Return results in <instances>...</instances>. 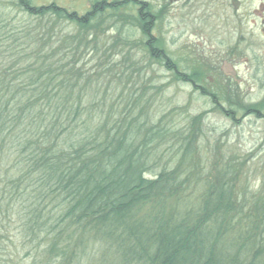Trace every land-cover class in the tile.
Listing matches in <instances>:
<instances>
[{"label": "trees", "instance_id": "trees-1", "mask_svg": "<svg viewBox=\"0 0 264 264\" xmlns=\"http://www.w3.org/2000/svg\"><path fill=\"white\" fill-rule=\"evenodd\" d=\"M12 2L30 20L9 27L7 18L0 19V30L22 34L13 64L0 69V161L6 148L14 155L0 213L21 202L26 230L43 235L44 264L78 262L91 240L101 241L104 255L118 264H264V195L240 182L233 158L217 152L204 169L197 143L203 115L183 127L170 126L167 115L157 122L143 94L112 86L108 99L107 86L94 84L76 64L75 50L88 38L64 26L69 22L83 32L109 16L121 24L129 17L135 27L120 35L124 47L139 44L133 39L138 30L149 58L177 69L153 35L159 17L153 6L95 0L80 15L56 2ZM136 5V14L123 11ZM39 28L46 36L55 28L59 46L45 41ZM175 76L212 97L231 120L239 107L264 118V98L244 105L227 86L199 84L206 80L199 69ZM159 161L164 163L153 173Z\"/></svg>", "mask_w": 264, "mask_h": 264}, {"label": "rangeland", "instance_id": "rangeland-1", "mask_svg": "<svg viewBox=\"0 0 264 264\" xmlns=\"http://www.w3.org/2000/svg\"><path fill=\"white\" fill-rule=\"evenodd\" d=\"M94 1L33 0L36 5L56 2L80 15L91 9ZM143 1L150 3L153 11L159 14L152 32L161 38L177 69L169 70L150 59L140 43L142 36L138 30L133 39L139 44L124 47L120 35H127L135 27L129 23V17L127 24H121L109 16L95 28L83 32L69 22L64 26L66 30L88 38L75 50L78 68L90 74L92 82H98L97 86H107L108 99L112 86L121 87L119 90L125 93L143 94L157 122L162 115H167L165 122L170 126L183 127L193 116L202 114L204 134L197 143L201 146L199 153L204 169L209 166L207 159H212L217 152L219 156L233 158L240 169V182L247 185L251 193L264 195V118L246 114L245 108L239 107L236 119L231 120L215 108L212 97L202 94L192 82L175 76L178 70L191 73L199 69L206 77L199 84L215 89L216 86H227L226 89L237 93L234 97L241 99L244 105L261 101L264 98V10L260 3L264 0ZM13 3L12 0H0V19L7 18L9 27L27 24L30 18ZM138 9L136 5L123 11L136 14ZM106 13L111 15L110 11ZM47 21L45 17L40 19L44 25ZM32 22L38 23V20L33 18ZM43 29L39 28V31L42 30L40 33L45 41L58 47L55 28L47 36ZM21 35L20 30L12 31L8 27L0 30V69L13 64L12 54L18 51L15 45L22 41ZM8 46L12 48L10 52ZM123 106L122 102L120 107ZM139 109L137 106L134 114ZM169 112L173 113L169 116ZM4 153L5 157L0 161V201L6 183L3 179L14 171L11 169L14 155H9L7 148ZM163 163L159 161L152 172L157 173ZM14 206L11 209V205L8 212L0 213V264H44L47 251L43 235L34 237L28 233L21 202H15ZM102 245L99 240H91L74 264H118L114 256L104 255ZM51 264H59V259H54Z\"/></svg>", "mask_w": 264, "mask_h": 264}, {"label": "flooded vegetation", "instance_id": "flooded-vegetation-1", "mask_svg": "<svg viewBox=\"0 0 264 264\" xmlns=\"http://www.w3.org/2000/svg\"><path fill=\"white\" fill-rule=\"evenodd\" d=\"M260 5H261L262 9L264 10V2H261ZM262 30H264V28H262Z\"/></svg>", "mask_w": 264, "mask_h": 264}]
</instances>
